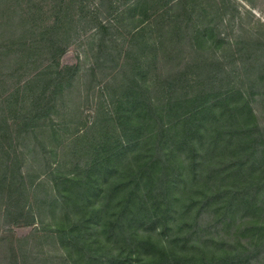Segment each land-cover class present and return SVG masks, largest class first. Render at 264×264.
Returning <instances> with one entry per match:
<instances>
[{"label":"rangeland","instance_id":"rangeland-1","mask_svg":"<svg viewBox=\"0 0 264 264\" xmlns=\"http://www.w3.org/2000/svg\"><path fill=\"white\" fill-rule=\"evenodd\" d=\"M228 91V104L215 103ZM188 127L195 149L179 141ZM126 137L133 145L116 154ZM149 156L160 176L171 167L186 203L207 191L194 169L206 177L213 165L264 203V0H0V264H150L239 242L243 264H264L263 209L189 237L192 214L177 200L125 241L110 222L131 214L120 218L123 188H110ZM202 218L205 228L212 217Z\"/></svg>","mask_w":264,"mask_h":264},{"label":"trees","instance_id":"trees-1","mask_svg":"<svg viewBox=\"0 0 264 264\" xmlns=\"http://www.w3.org/2000/svg\"><path fill=\"white\" fill-rule=\"evenodd\" d=\"M66 50L67 49L65 48L59 51V53H64L66 52ZM63 84L64 83L61 82V85ZM232 93L231 91H228V93L225 92L226 95L219 98L215 103L228 104L227 99H229ZM215 103H203L191 107L192 109L188 111V120L194 119L195 116L196 118L203 117L205 111L207 109H210L209 107L211 105L213 106ZM228 109L230 111L236 108H229L228 106ZM229 115L231 116L233 115V113H230ZM126 125H129V123L127 122ZM87 126L89 125H86V127ZM91 127L93 126H90V128ZM238 128H240V132H243V129L240 126ZM129 130L130 127H127L125 129L126 132ZM231 132L237 133L238 129L236 128ZM150 134H152V136L155 135L153 131L150 132ZM204 134L205 133L201 134L200 138H203ZM195 135H198V130L188 127V143H186L185 139L184 141L182 139H179L180 144H188L190 149H195L193 145H190ZM150 136H146L144 138V136L142 135L141 137H139V139H137L136 144L141 142L142 140L149 138ZM219 140L221 142L223 138L221 136V132L219 130H216L210 137L211 147L206 148L208 149V152L214 153L216 151V144L219 142ZM131 142L132 141L130 137H126V140L123 139V147H120L119 149L117 148L118 151L116 152V154L125 153L127 149L133 145L132 144L129 146ZM251 143L253 144L254 140H252ZM233 152L234 150L229 149L228 154ZM200 165H202V162L200 163ZM210 169L211 171H209L208 176L206 177L202 175L203 169H194L195 175L193 178H191L192 181H194L193 183L197 186H203V189L207 191H205L201 199L190 197V202L186 203L185 199L188 197V195L186 197L184 196V199H182L181 197L177 198L174 195V184L175 180L177 179V175H175V173H172L170 166L164 168L163 177L158 173V160L154 159V157L151 156H149V159L138 164L136 168L129 166L127 176L130 179L128 181H120L119 183L113 182L110 188V196L113 197L117 190L123 188V207L122 210L119 211L118 215L120 216V218L127 217L128 214H131V216L129 217V220L126 221L125 225H123V223L117 224L116 220H112L110 222V226L114 227L115 229L119 226L123 232L124 240L134 242V239L131 237V235L136 232L135 229L131 230V228L134 227V224H138L143 221L149 222L150 225H155L158 221L166 219V217L168 216V212L173 207L175 201L178 200V203L180 204L182 203L181 201H183V212L186 213L187 211L189 214H192L191 222L193 223H189L188 225L189 231L191 232V235H189V237H192V234L200 231L198 235L201 238L203 237V231H207L208 228H211L210 225L212 224L218 225L223 223L224 221H226V223H234L233 221H235L236 214L238 212H250L256 211L258 209L264 210V203H262L260 206L256 205L255 200L258 193H248V190L253 183L233 180L225 181V179L229 177L231 173H228V175H225V178H222L221 166L216 168V165H213V168ZM218 178L219 180H217ZM64 180L65 179L57 181V185H61L67 182ZM89 189L91 190L92 195L95 194L96 190L93 189V186H90ZM144 189L146 190V192L144 191ZM154 191L157 192L154 194ZM148 197L150 198L149 200H147ZM134 198H137L139 200L138 209L136 211H134L130 206V203ZM106 206L107 204L104 206H100V208ZM203 212L209 214L212 217L209 225L205 228L201 224V220L203 219ZM227 219L230 220L227 221ZM83 220L84 219H80L79 223L71 225L69 229H65L64 234L66 235L68 231L74 230L79 224L83 222ZM144 243L146 244L147 242L144 240ZM258 245L261 244L259 243ZM146 247L148 246H144V248ZM244 247L245 246H243V244L239 242L235 247L233 246V248L231 249H224L225 254L223 255H217L212 251V254L208 255V253H205V255L201 256L200 258L195 255L188 256V260L186 258H183L182 255L181 257L175 256L174 258L168 256L163 252L162 254H160L158 259L150 262V264H243L241 259L250 258V252L246 251Z\"/></svg>","mask_w":264,"mask_h":264}]
</instances>
